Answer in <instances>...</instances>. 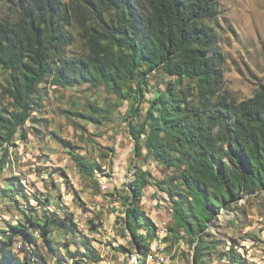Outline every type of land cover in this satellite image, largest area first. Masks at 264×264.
<instances>
[{
	"label": "trees",
	"instance_id": "obj_1",
	"mask_svg": "<svg viewBox=\"0 0 264 264\" xmlns=\"http://www.w3.org/2000/svg\"><path fill=\"white\" fill-rule=\"evenodd\" d=\"M15 1L17 20L0 21V71L7 74L10 99V107L0 106V169L8 146L27 138L24 124L33 122V113L43 108L40 83L104 85L120 99L131 98L133 116L145 98L149 76L157 75L156 93L143 118L128 123V133L139 156L152 158L169 172L168 185L163 187L165 177H152L148 169L134 171L126 183L132 207L125 211L123 226L136 247L147 244L141 247L147 256L158 227L138 203L146 185L165 188L171 214L166 229L195 242L192 259L199 264L204 249L199 237L219 211L244 193L264 192V84L242 100L220 91L224 57L211 25L216 0H100L107 17L100 16L97 7L99 22L74 0ZM73 19L86 40L83 56L67 51L73 40L67 28ZM182 80L195 85L192 99L176 88ZM85 168L102 171L97 164ZM52 216L41 221L24 215L25 222L17 220L0 231V264H45L26 242L19 248L26 255L19 259L14 237L34 240L31 230L36 228L47 241L50 225L68 227L69 217ZM233 244L225 247L226 264H256L248 263ZM83 246V252L75 251L79 259L72 264L98 262L94 248L88 242Z\"/></svg>",
	"mask_w": 264,
	"mask_h": 264
},
{
	"label": "rangeland",
	"instance_id": "obj_2",
	"mask_svg": "<svg viewBox=\"0 0 264 264\" xmlns=\"http://www.w3.org/2000/svg\"><path fill=\"white\" fill-rule=\"evenodd\" d=\"M74 2L98 22L97 7L102 11L100 16L107 17L100 0ZM216 3L217 14L211 25L224 57L220 91L242 100L264 84V0ZM18 17L15 0H0V21H16ZM67 29L73 37L68 54L85 55L86 40L74 19ZM6 79L7 74L0 71V106L10 107ZM175 80L171 78L173 83ZM157 83L159 76H149L145 98L136 104L133 116L129 110L131 98L120 99L104 85L40 83L43 108L33 113V122L24 124L27 138H17L8 146L0 169V231L9 230V223L17 220L25 222L24 215L37 216L41 221L49 215L69 217L68 227L49 226L47 241L36 228L31 230L34 240L16 235L14 241L28 243L33 256L37 259L35 254H39L45 264L58 260L72 264L79 259L75 251L83 252L86 242L98 255L95 264H194L191 247L195 242L188 236L177 238L166 229L171 214L165 188L146 185L138 203L158 227L147 256L141 248L147 244L136 247L123 226L125 211L132 207L126 183L134 178V171L148 169L152 177H165L163 187L168 185L169 172L160 170L152 158L139 156L128 133V123L143 118ZM175 86L187 98L192 99L196 93L191 81L182 80ZM94 164L102 171L85 168ZM199 239L204 247L199 264H226L225 247L233 243L248 263L264 264V192L244 193L237 203L220 210ZM16 243L13 250L22 259L26 252ZM11 264L18 262L12 260Z\"/></svg>",
	"mask_w": 264,
	"mask_h": 264
},
{
	"label": "built area",
	"instance_id": "obj_3",
	"mask_svg": "<svg viewBox=\"0 0 264 264\" xmlns=\"http://www.w3.org/2000/svg\"><path fill=\"white\" fill-rule=\"evenodd\" d=\"M100 185H101V186H103L104 188H106V187H107V184H106V182H105V181H100ZM16 247H18V246H16Z\"/></svg>",
	"mask_w": 264,
	"mask_h": 264
},
{
	"label": "bare ground",
	"instance_id": "obj_4",
	"mask_svg": "<svg viewBox=\"0 0 264 264\" xmlns=\"http://www.w3.org/2000/svg\"><path fill=\"white\" fill-rule=\"evenodd\" d=\"M16 246H18L17 248L19 249V248H21V243H16Z\"/></svg>",
	"mask_w": 264,
	"mask_h": 264
}]
</instances>
